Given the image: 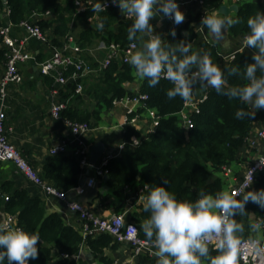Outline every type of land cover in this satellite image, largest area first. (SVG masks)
<instances>
[{"label":"trees","instance_id":"1","mask_svg":"<svg viewBox=\"0 0 264 264\" xmlns=\"http://www.w3.org/2000/svg\"><path fill=\"white\" fill-rule=\"evenodd\" d=\"M223 1L202 0V3L206 9L212 10L218 9ZM258 8L264 9V0H238V9L233 17L238 18V23L228 26L229 33L232 36H245L249 30L247 18L254 15ZM5 10H8L7 19L13 25L29 18L38 23L42 30L50 29L51 44L59 47L68 34L75 31L79 22L84 23L93 14L92 8L77 11L74 0H5V3L0 0V23ZM46 12L51 16L31 17L33 13ZM102 18L103 29L85 25L76 34L75 40L80 48L92 45L100 39L106 43H116L120 48L129 42H135L138 47L139 34L135 40H130L127 35L132 19L119 18L114 8L104 11ZM198 20L200 14L188 18L184 24L173 27L176 31L175 37L171 36L170 30L161 35L163 41L175 42L187 32L192 50L208 53L212 62L222 68L230 85L243 82L244 62L251 59L255 49H251V52H235L222 65L218 44L198 41L194 28V21ZM112 22H116L115 29L110 28ZM5 54L6 47L1 44L0 36V62L5 61ZM91 64L99 67L92 61ZM232 66H239L241 72L231 74L229 69ZM72 69L68 67L65 74H69ZM135 78L134 66L123 61L120 52L95 74L77 80L69 79L64 84L55 83L50 75H42V82L49 89L56 87L57 100L65 103L58 118L87 122L91 126L100 117V112L110 109L115 100L138 92L126 87ZM78 82L83 84L80 93L75 92ZM171 86V81L163 77L155 87H149L146 79L141 78L139 92L147 93L145 104L156 110L159 121L149 132H142L132 124L125 127L123 139L127 142L119 155L111 158L107 164L104 184L108 192L97 193L100 202H106L112 195H120L133 182H138L143 187L145 183H161L163 178L168 180L165 187L182 199H196L201 191L227 190L229 180L222 173L221 166L231 165L235 169L236 164L242 162L238 155L242 147L248 145L247 137L256 115L250 119H236L234 113L240 106L239 102L217 93L208 85L206 98L199 103L198 111L191 114L193 125L184 128L177 116V112L183 107L184 98H168L166 91ZM131 136H135L139 142L131 145ZM4 162L0 161V166ZM82 171L78 156L72 152H59L49 154L39 174L59 189L71 192L80 183ZM24 180L27 181L26 185ZM37 187L21 173L15 174L11 179H4L0 184V212L15 215L18 226L40 234L38 255L35 259L29 258L28 264H56L57 259L67 264H75L73 260L63 258L62 254H73L84 245L96 264H113L114 259L106 254V250L114 249L120 241L105 231L83 237L80 228L67 223L60 213L47 211L46 202ZM250 187L264 188V169ZM142 194L145 197L144 187ZM245 207L250 213L238 217L246 229L241 238L257 233L250 231L248 226L254 219L264 216V209L251 201ZM147 214L143 204H139L137 210L130 212L126 219L137 225L139 235L143 238L145 237L140 225ZM156 259L157 257L142 253L135 257L133 264H156ZM117 264L128 263L120 261Z\"/></svg>","mask_w":264,"mask_h":264},{"label":"clouds","instance_id":"2","mask_svg":"<svg viewBox=\"0 0 264 264\" xmlns=\"http://www.w3.org/2000/svg\"><path fill=\"white\" fill-rule=\"evenodd\" d=\"M112 3L132 19L128 38L135 40L138 34L142 38L141 46L129 53L127 62L146 79L149 87H155L163 77L172 84L166 91L168 98L187 99L197 83L207 84L239 102L234 115L240 120L253 118L257 109L264 108V9L258 8L247 18L249 30L244 44L255 51L244 62L243 82L230 85L222 68L212 62L208 53L192 50L187 32L183 38L165 43L155 31L151 19L158 13L176 25L183 23L185 15L178 0H112ZM106 5L107 0H94L92 9L98 14L105 11ZM201 19L216 36L238 23V18L221 16L219 12L205 14ZM96 27L103 29V18L98 17ZM170 34L176 36L174 28ZM229 72L238 74L241 69L232 66ZM249 175V183L241 187L239 196L230 190L216 189L201 191L196 199H182L165 187L166 178L158 184L145 183L143 209L148 214L140 228L145 239L154 245L156 264H239L241 234L246 229L238 217L250 213L245 207L249 201L264 209V188H251V172ZM248 228L264 233V216L250 222ZM38 242L39 232L15 225L11 220H0V264H28L29 258L38 255ZM252 245L256 253L264 250L258 239H253Z\"/></svg>","mask_w":264,"mask_h":264},{"label":"crops","instance_id":"3","mask_svg":"<svg viewBox=\"0 0 264 264\" xmlns=\"http://www.w3.org/2000/svg\"><path fill=\"white\" fill-rule=\"evenodd\" d=\"M178 3L185 15V20L179 25L184 24L188 18L197 14H200L201 17V15L208 13L219 12L221 16L226 14L233 18L238 9V0H224L222 4L227 6L226 12H221L219 9L208 10L203 6V3L198 0H178ZM114 10H116L119 18L131 19L126 16L123 11H120V9ZM103 12L92 15L91 18H87L84 23L79 22L76 25L75 31L68 34L66 40H64L65 42L62 44H70L69 47L67 46V53H74L71 45L73 43L77 44L75 40L76 34L85 27V25L96 27L98 17L102 18ZM40 15L43 17L51 16L48 12L43 14L34 13L31 17L37 18ZM7 18L8 10H5L1 16L2 23H0V25H7ZM151 22L155 26V31L161 35L167 34L170 29L178 26L174 24L171 19L162 17L159 13L151 19ZM115 27L116 22H112L110 28L115 29ZM194 28L198 36V41H210L218 44L220 63L222 65L225 64L235 52H251V48L246 47L244 44L245 36H232L228 31V27L224 29L221 35L216 36L210 32L200 19L196 22L194 21ZM50 31V29H46L44 32L49 36L51 33ZM10 34L16 38H24L27 36V32L23 27L13 24H10ZM69 36L71 37L70 39H68ZM108 44L109 43H106L102 39L96 40L92 45L81 48L80 56L87 61L91 60L101 67L109 54ZM141 44L142 38L139 36L136 50L139 49ZM25 48L32 53L34 60H28L19 64V69L22 73V80L20 83L11 82L7 85V95L4 100V122L6 126L12 128L8 133L11 143L20 151L21 155L29 164L33 165L39 172L43 162L50 154L48 149L49 146L70 136V128L64 119L55 118L51 115L50 89L42 82V74L39 72L36 63L49 55V47L30 37L26 39ZM76 54L77 53H74V55ZM4 70L5 63L0 62V79ZM93 74H95V72ZM141 78L142 77L136 72V78L132 82L127 83L126 87L132 91H139ZM207 87V84L197 83L194 86L192 97L200 96ZM139 113L134 125L142 132H147L148 126L150 125L149 117L145 116L144 113ZM255 115L256 118L250 133L264 128V108L257 109ZM124 117L125 107L121 103H118L108 110H102L100 112V117L93 121L89 132L84 136L88 147L89 164L83 168L82 174L80 175V184L82 187L80 190L73 189L68 194L70 198L90 207L94 212L103 217L111 216L117 213L118 209H121L119 213H122L125 219H128L130 212L137 210L139 204H143L144 195L138 193V188L140 187L138 182H133L124 188L120 195H112L103 203L100 202L97 193L108 192V188L104 184V178L96 177L94 184L91 186L85 184L87 179L94 175L92 165L98 163L107 153H116L119 144L124 141ZM262 146L263 143L259 140L258 148L251 147L249 143L242 147L238 155L242 162L238 165L236 164L235 169L233 168L236 176H229V183L235 182L240 177L244 168L254 159L256 153L259 152ZM72 147L73 144L69 147L68 152H72ZM90 158L94 159L92 164ZM19 173L20 172L16 170L15 165L11 161H5L0 166V184L4 179H11L15 174L18 175ZM23 183L26 185L27 181L24 180ZM37 188L46 202L48 212L56 211L62 215L67 223L75 228H80V220L75 211L68 209L64 202L48 197L39 187ZM6 213L7 212L4 211L0 212V219H3ZM131 251L129 243L120 242L114 249L106 250V254L114 259L113 264H117V262L120 261L133 264V261H129ZM56 261H58L56 264H67L59 259ZM78 264H96L93 257L90 255L89 249L85 245L81 247V256Z\"/></svg>","mask_w":264,"mask_h":264},{"label":"built area","instance_id":"4","mask_svg":"<svg viewBox=\"0 0 264 264\" xmlns=\"http://www.w3.org/2000/svg\"><path fill=\"white\" fill-rule=\"evenodd\" d=\"M198 1L202 3V0ZM92 2L94 1L74 0V4L79 12L84 11L87 8H92ZM108 8L119 9L116 4L112 3V0H107L105 10ZM95 14L96 12L93 11L92 15ZM91 16L88 18L90 19ZM202 17L203 15H201L200 19ZM10 24L0 25L1 44L6 47V59L4 61L5 70L0 79V161H11L15 165L16 170L23 174L25 178L37 185L45 195L64 202L68 209L75 211L80 220V230L83 237L87 234L105 231L114 236L116 240L129 243L132 250L129 258L130 262L134 261L135 257L142 253L156 257L154 255V245L148 242L145 238L141 237L139 235L137 225L132 221L126 220L122 213H115L108 217L100 216L90 207L70 198L68 196L69 192L59 189L52 183H49L46 179L42 178L37 169L29 164V162L21 155L20 151L11 143L8 133L12 128L10 126H6L4 122V100L7 95V85L11 82L20 83L22 80V73L19 69V64L28 60H34L32 53L25 48L27 38H34L49 47V55L36 63L38 65L39 72L42 75L52 76L55 83L59 84H64L69 79L77 80L78 78L97 72L99 69L105 67L112 57L120 52L122 54V60L127 62L129 53L137 49V44L135 42H129L126 46L120 48L116 43H109L108 56L105 58L102 66L96 68L90 61H87L80 56L81 48L77 44L73 43L71 45L74 53H77L76 55L70 52L67 53V46L69 47L70 44L68 45L65 43L61 47L52 45L50 37L44 32V30H42L39 24L33 20L25 18L18 24L27 32V36L24 38L13 37L10 34ZM70 38L71 37L69 36L68 39ZM233 55L234 54H232L229 59H231ZM68 67H72L73 69L66 75L65 72ZM206 89L198 97H192L191 95L189 98L184 99L183 107L177 112L178 120L184 128H189L193 125L191 114L198 111L199 103L206 98ZM82 90L83 84L78 82L75 87V92L80 93ZM50 96V113L53 117L58 118L60 111L65 107V103L57 100L56 87L50 89ZM147 98V93L138 91L131 96L126 95L113 102V105L121 103L125 107V117L123 119V123L125 124L124 127L129 124L134 125V122L140 114V110L141 113H144L145 116L149 117L150 125L148 126L147 132L152 131L158 124L159 115L155 109L145 104ZM64 121L70 128V136L49 146V152L51 154L59 152L67 153L69 151V147L73 144L71 151L73 154L78 156L80 165L84 168L89 164L88 147L84 136L89 132L91 126L87 122L73 121L69 119H64ZM259 140L263 143L262 148L258 153H256L254 159L244 168L240 177L235 182L229 183L228 185L227 190L236 193L238 196L241 194V187L249 183L250 172L252 176V184L256 180L258 174L264 169V128L249 133L247 137V142L251 147L258 148ZM130 141L131 145H134L137 142V138L135 136H131ZM126 142L127 141L124 140L119 144L118 151L116 153L109 152L103 156L98 163L92 165L94 175L87 179L85 183L87 186L93 185L96 177H106L107 164L109 160L119 155ZM221 170L226 177L236 176L231 165H222ZM251 184L249 186H251ZM81 187L82 185L79 183L74 189L80 190ZM138 191L139 194H142L143 187L140 186ZM0 220H11L13 224L17 225L16 216L8 212L6 213V216ZM253 239L260 240L262 245H264V233L261 232L259 236H257L256 233H251L249 236L241 238L242 245L239 252V264H264V250L259 253L254 252L252 250ZM80 256L81 248L73 254H62L63 258L73 260L75 264H78Z\"/></svg>","mask_w":264,"mask_h":264},{"label":"water","instance_id":"5","mask_svg":"<svg viewBox=\"0 0 264 264\" xmlns=\"http://www.w3.org/2000/svg\"><path fill=\"white\" fill-rule=\"evenodd\" d=\"M2 1L5 3V0H2ZM218 9L221 12H226L227 6L225 4H221ZM6 22H7V24H10V21L9 20H7ZM93 161H94V159L90 158L91 164H92Z\"/></svg>","mask_w":264,"mask_h":264},{"label":"rangeland","instance_id":"6","mask_svg":"<svg viewBox=\"0 0 264 264\" xmlns=\"http://www.w3.org/2000/svg\"><path fill=\"white\" fill-rule=\"evenodd\" d=\"M256 235L259 236L260 235V232H257Z\"/></svg>","mask_w":264,"mask_h":264}]
</instances>
